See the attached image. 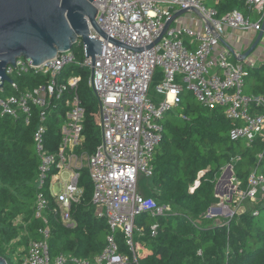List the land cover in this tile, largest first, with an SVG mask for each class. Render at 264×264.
<instances>
[{
  "label": "built area",
  "instance_id": "obj_1",
  "mask_svg": "<svg viewBox=\"0 0 264 264\" xmlns=\"http://www.w3.org/2000/svg\"><path fill=\"white\" fill-rule=\"evenodd\" d=\"M209 1L212 6H208ZM218 1L95 0L98 24L108 37L100 36L92 26L91 36L103 41L102 55L93 60L86 56L84 47L85 58L79 61L72 48L39 65H33L30 58L21 57L16 64L7 66V74L13 81H3L0 86V115L29 123L33 106L42 109V124L34 134L40 157L38 181L40 187L45 186L51 170L54 167L59 170L50 183L51 193L62 222L69 228L76 226L71 210L82 195L78 169L83 166L79 163L85 154L78 156L75 149L84 141V109L78 94L81 76L63 74L72 64L91 70L89 85L98 99L103 138L96 152L86 155V166L94 184L96 214L105 217L110 228L105 247L92 258L64 252L51 255L49 200L40 192L35 216L44 222L39 230L41 238L31 239L28 245L22 246L18 254L20 264H138L139 253L134 244L136 218L145 212L152 215L174 213L171 205L159 204L141 193L139 182L141 177L151 178L154 173L153 161L162 140L163 118L177 104L184 90L192 91L207 108H223L226 117L233 122L230 130L233 140H244L248 147L257 140L262 144L257 154L258 164L250 172L246 187L237 178L232 164L239 157L223 167L225 171L231 165L234 175L231 183L224 185V192L216 194L221 202L209 209L208 216L220 217L229 209L231 214L226 218H230L245 211V207L241 212L240 208L246 204L264 205V96L245 92L250 74L246 60H239L237 50L231 52L222 44L230 29L256 33L262 30L264 0H245L253 14H258L256 20L239 9L218 17L214 6ZM182 9L192 13L188 18L197 20V30L189 27V23L180 24L178 16L163 34L166 25ZM159 67L163 71L157 91L163 98L156 102L149 91ZM29 74L49 79L22 91L13 77ZM6 83L14 93L8 92ZM66 94L69 110L62 125V143L56 153H51L45 147L48 112ZM62 170L69 173L68 179L60 177ZM55 183L61 185L58 192L54 190ZM231 193L233 197L229 203ZM156 228L154 225V235ZM118 230L125 234L132 256L120 251L116 239Z\"/></svg>",
  "mask_w": 264,
  "mask_h": 264
},
{
  "label": "trees",
  "instance_id": "obj_2",
  "mask_svg": "<svg viewBox=\"0 0 264 264\" xmlns=\"http://www.w3.org/2000/svg\"><path fill=\"white\" fill-rule=\"evenodd\" d=\"M217 16L239 9L255 18L245 0H220L214 4ZM77 59L85 58L82 42L73 46ZM245 92L264 96V63L248 66ZM81 76L78 94L84 109V141L76 147L78 156L93 155L102 142L103 132L93 117L97 96L89 85L91 70L80 64L64 69V76ZM22 91L46 82L44 75H15ZM162 71H156L154 84H159ZM6 83L9 93H14ZM68 94L49 109L46 121L45 147L56 153L62 143V125L69 107ZM42 109L33 106L29 123L0 115V256L8 264H20L19 249L31 239H40L44 222L35 216L40 192L49 200L47 217L51 231L50 253L62 252L92 258L102 252L110 228L105 217L96 214L93 204L94 184L90 169L84 165L78 172L82 188L80 201L72 206L76 226L64 225L58 204L51 193V181L59 170L54 167L47 184L40 187V157L34 134L41 122ZM99 114V109H98ZM162 140L153 161L150 197L159 204L173 207L174 213L152 215L142 213L135 220L134 244L139 253L138 264H264V224L259 221L262 204H253L242 213L217 221L208 216L209 209L220 198L216 185L223 167L232 161L235 174L243 186L258 164L262 149L260 140L248 147L244 140H233V122L222 107L210 109L201 104L192 91L184 90L177 104L163 118ZM177 212V213H175ZM258 212V213H257ZM157 225L156 234L153 226ZM116 239L122 253L132 256L125 234L118 230ZM148 252L145 254L142 249ZM72 264V263H66Z\"/></svg>",
  "mask_w": 264,
  "mask_h": 264
},
{
  "label": "water",
  "instance_id": "obj_3",
  "mask_svg": "<svg viewBox=\"0 0 264 264\" xmlns=\"http://www.w3.org/2000/svg\"><path fill=\"white\" fill-rule=\"evenodd\" d=\"M94 2L95 0H0V86L3 81H13L6 68L10 64H16L21 57L30 58L33 65H39L53 59L59 52L71 50L80 40L85 47L86 56L95 60L97 55H102L103 41L91 36V26L100 36H108L98 24V8ZM187 11L182 9L177 12L166 25L163 34L173 19ZM263 34L264 23L251 46L240 53L239 60H247L262 42ZM222 42L231 52L236 51L223 39ZM233 175L234 171L229 165L217 182L216 194L224 192V185L231 183ZM232 197L233 193L230 194L229 203ZM0 264L8 262L0 256Z\"/></svg>",
  "mask_w": 264,
  "mask_h": 264
},
{
  "label": "rangeland",
  "instance_id": "obj_4",
  "mask_svg": "<svg viewBox=\"0 0 264 264\" xmlns=\"http://www.w3.org/2000/svg\"><path fill=\"white\" fill-rule=\"evenodd\" d=\"M207 4H208V6H212L213 5L212 1H209ZM191 14L192 13H190V12H186V13L180 15L179 23L182 24V23H184L185 20H187L190 23L189 27H191L194 31H196L197 30V26H198V25H196L197 20H191V18H188V17H190ZM245 51H243V52H245ZM246 63H247L246 65H248V66H258V65L264 63V41H262L259 44V46L256 48V50L247 58ZM158 70L163 71V69L161 67H159ZM149 96L156 102L160 101L163 98V95L160 94L157 91V84H154L153 82L151 84V88H150V91H149ZM97 104H98V102H97ZM93 117H94V121L96 123H98L99 122V114H98V106L97 105L93 108ZM86 158H87V156L84 155V157L80 160L79 164H81L83 166L87 165V159ZM60 177L63 178V179H68L69 173H67L66 171L62 170ZM150 185H151L150 184V178L141 177L140 182H139V191L141 193L145 194L146 196H150ZM60 189H61L60 183H55L54 190L56 192H58ZM220 202H221V199H220L219 202L215 203L214 205H218ZM251 206H252L251 204H246V205L242 206L240 208V212L242 210H244V207H245V210H247ZM230 212L231 211L229 209H226V213H224V215H222L220 217H216L215 219L220 222L221 219L222 220L226 219V217H228L231 214ZM242 212H244V211H242ZM258 218H259V221L262 224H264V208L261 210ZM22 249H23V247H20L19 252ZM142 251H143V249H142Z\"/></svg>",
  "mask_w": 264,
  "mask_h": 264
},
{
  "label": "crops",
  "instance_id": "obj_5",
  "mask_svg": "<svg viewBox=\"0 0 264 264\" xmlns=\"http://www.w3.org/2000/svg\"><path fill=\"white\" fill-rule=\"evenodd\" d=\"M182 15V14H181ZM255 18L253 20H256L258 17V14H254ZM184 23H189L187 20L184 21ZM190 24V23H189ZM257 33L254 30H229L228 36L224 39V41L235 48L239 53H243V51L247 50L253 41L255 40ZM223 45H225L222 42ZM144 253L146 254L148 252L147 249L143 248Z\"/></svg>",
  "mask_w": 264,
  "mask_h": 264
}]
</instances>
